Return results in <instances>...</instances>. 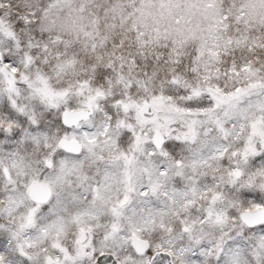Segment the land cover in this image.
Listing matches in <instances>:
<instances>
[{
    "label": "snow or ice",
    "instance_id": "obj_1",
    "mask_svg": "<svg viewBox=\"0 0 264 264\" xmlns=\"http://www.w3.org/2000/svg\"><path fill=\"white\" fill-rule=\"evenodd\" d=\"M0 264H264V0H0Z\"/></svg>",
    "mask_w": 264,
    "mask_h": 264
}]
</instances>
